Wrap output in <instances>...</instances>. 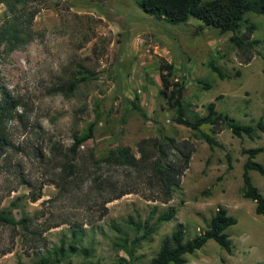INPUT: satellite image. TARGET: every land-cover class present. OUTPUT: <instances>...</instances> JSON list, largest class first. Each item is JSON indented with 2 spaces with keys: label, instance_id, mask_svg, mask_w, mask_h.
I'll return each mask as SVG.
<instances>
[{
  "label": "rangeland",
  "instance_id": "1",
  "mask_svg": "<svg viewBox=\"0 0 264 264\" xmlns=\"http://www.w3.org/2000/svg\"><path fill=\"white\" fill-rule=\"evenodd\" d=\"M32 1L37 12L31 40L8 52L0 49V105L5 95L18 101L0 114L5 142L0 145V211L8 209L16 221L29 218L26 227L0 223V264H35L59 246L65 256L55 264H146L175 224L191 238L217 206L236 219L225 230L230 251L207 240L185 255V264L264 262V215L255 214L254 203L239 192L245 159L240 150L264 147V134L257 131L249 139L221 128L213 137L222 147L209 148L198 131L172 120L158 77L159 65H171L169 79L183 84L188 118L204 115L206 103L213 101L217 112L241 124H254L260 116L264 123V15L245 13L234 31L195 32L196 19L167 23L145 14L134 0ZM5 14L0 2V22ZM246 23L255 26L249 39L258 40L247 61L249 53L228 39L245 34ZM209 62L228 77L219 79ZM71 81L75 86L68 90ZM61 83L64 87L55 90ZM89 123L92 137L77 146L68 173L67 159L54 148L64 152L72 135L85 133ZM167 137L187 140L192 151L179 188L166 202L146 198L145 173L106 161L116 147L137 158L141 149H151L147 141L140 145L142 140ZM254 160L264 167V151ZM249 175L264 196V175L253 170ZM122 189L128 192L112 198ZM169 206L177 208L175 216L158 223L131 256L113 245L122 234L134 236L128 217L143 221L153 212L154 219ZM71 225L77 229L74 238ZM69 244L75 252H69Z\"/></svg>",
  "mask_w": 264,
  "mask_h": 264
},
{
  "label": "trees",
  "instance_id": "2",
  "mask_svg": "<svg viewBox=\"0 0 264 264\" xmlns=\"http://www.w3.org/2000/svg\"><path fill=\"white\" fill-rule=\"evenodd\" d=\"M5 7V14L0 22V49L1 51H11L32 38L31 21L37 12V7L29 3L32 0H0ZM136 5L147 15L164 20L167 23L178 24L185 23L188 18H194L198 21L195 25V32L203 28H212L220 32L234 31L242 26L243 15L247 12L264 15V0H134ZM245 34H231L229 41L242 52H248L244 60H249L250 52L258 44L257 39H249L250 34L255 29L253 23H246L243 26ZM209 69L216 74L219 79L227 78L217 66L212 62L208 63ZM264 69V62H263ZM172 74V67L169 64L158 66V77L161 84L159 94L164 98L165 104L172 110V120L177 123L198 131L201 138L209 148L222 147V145L213 137L221 128H226L236 137L245 136L249 139L259 131L264 134V123L260 116L254 124H241L227 114L217 112L214 102H208L205 105L206 113L204 115H193L192 118L186 116V104L183 101V84L169 79ZM75 86L74 82H68L66 89L71 90ZM64 85L61 83L55 90H61ZM209 83H204V88H209ZM18 101L3 96L1 98L0 114L8 113L14 109ZM139 112L140 110L133 105ZM207 125L208 132L200 131V127ZM93 123H89L85 133L82 135L73 134L72 142L64 152H60L56 147L55 153L61 155L64 160L67 159L64 168L70 173V159L75 154V149L82 142L92 137ZM3 137H0V145H4ZM146 141L151 149L140 150L139 156L135 158L128 152L127 148L116 147L108 151L105 155L106 161L114 164H125L134 168L137 173H145L148 178V192L146 198L168 201L172 193L179 188L180 176L187 165L188 158L192 151V145L187 140L175 141L167 137L164 141H154L147 139L141 141L140 145ZM264 151V147L241 148L240 152L245 154V159L241 164V185L239 192L241 197L251 200L254 203V212L258 215H264V196L252 184L249 171H256L259 175H264V167L261 163L254 160L257 153ZM53 154V152H52ZM227 167L230 168V156L225 154ZM69 159V160H68ZM126 189L117 190L112 193V198L126 193ZM203 193H208L204 190ZM36 196H32L35 199ZM175 206H169L152 219L153 212L140 220H134L128 217L125 221L134 236L130 239L125 234L119 236L118 241L113 245L124 250L129 256L132 255L136 244L147 240L155 231L158 223L171 220L176 213ZM29 218L21 215L17 221L14 215L7 209L0 211V223L15 226L16 224L26 227ZM236 222L235 217L229 215L222 206H217L209 218L205 221V227L201 232L196 233L191 238H184V228L181 223L174 225L172 231L163 236L159 243L157 251L146 264H185V255L192 253L200 248L207 240H213L220 248L229 252L232 243L228 238L226 229ZM117 231L119 230L116 227ZM77 229L70 226V236L76 237ZM69 252H75L74 245H68ZM82 252L87 254V250ZM55 257L51 260L50 254ZM64 248L59 246L41 256L35 264H55L58 259L64 257ZM21 264V263H17ZM257 264H264L258 262Z\"/></svg>",
  "mask_w": 264,
  "mask_h": 264
}]
</instances>
